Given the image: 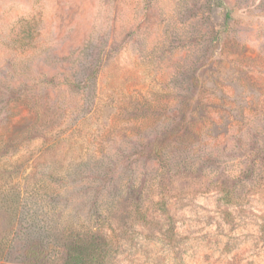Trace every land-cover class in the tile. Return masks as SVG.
<instances>
[{
    "label": "rangeland",
    "instance_id": "1",
    "mask_svg": "<svg viewBox=\"0 0 264 264\" xmlns=\"http://www.w3.org/2000/svg\"><path fill=\"white\" fill-rule=\"evenodd\" d=\"M0 135L28 264H264V0H0Z\"/></svg>",
    "mask_w": 264,
    "mask_h": 264
},
{
    "label": "trees",
    "instance_id": "2",
    "mask_svg": "<svg viewBox=\"0 0 264 264\" xmlns=\"http://www.w3.org/2000/svg\"><path fill=\"white\" fill-rule=\"evenodd\" d=\"M4 135H0V147L2 146L4 140H2ZM4 145V144H3ZM2 169L0 164V170ZM6 186H1L0 182V190ZM2 188V189H1ZM0 191V192H1ZM10 191V189H9ZM11 192V191H10ZM1 195V194H0ZM21 207V201L18 204V212ZM4 207L2 208V203L0 202V262L1 264H28L25 261L26 259L39 258L40 256H44L46 252H48L47 246L43 241H36L30 238V231L32 226H27L23 224V222H19L17 220L15 225L11 228L12 232L9 233L11 226L2 222V216H4ZM81 247L79 241L76 243H69L66 247H68L67 251V260L66 264H107L105 253L103 256L99 254L98 257L91 258L90 255L86 254L84 248Z\"/></svg>",
    "mask_w": 264,
    "mask_h": 264
}]
</instances>
